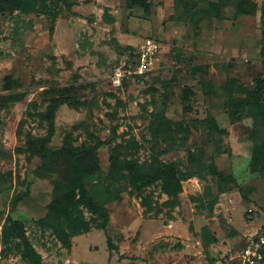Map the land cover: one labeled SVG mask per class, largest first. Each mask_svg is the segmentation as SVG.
<instances>
[{
  "label": "rangeland",
  "instance_id": "obj_1",
  "mask_svg": "<svg viewBox=\"0 0 264 264\" xmlns=\"http://www.w3.org/2000/svg\"><path fill=\"white\" fill-rule=\"evenodd\" d=\"M263 6L264 0H153L146 14L129 10L125 0H4L0 264H29L16 241L2 240L9 216L24 223L45 264H239L247 244L264 235V175L250 168L254 118L245 107L233 116L227 83L237 78L250 89L264 74ZM146 37L160 43L152 65L115 87L114 68L124 55L137 59ZM186 86L194 91L189 101ZM56 101L66 103L56 109L49 146L99 147V167L84 183L109 213L103 230L85 211L90 228H70L71 249L37 223L60 173L37 177L41 160L26 152L28 138L49 137L42 115ZM115 147L140 163L157 158L200 176L181 182L180 205L173 206L161 180L138 188L129 173L110 174ZM212 163L227 180L207 170ZM16 196L23 201L11 211Z\"/></svg>",
  "mask_w": 264,
  "mask_h": 264
},
{
  "label": "trees",
  "instance_id": "obj_2",
  "mask_svg": "<svg viewBox=\"0 0 264 264\" xmlns=\"http://www.w3.org/2000/svg\"><path fill=\"white\" fill-rule=\"evenodd\" d=\"M125 1L129 10L138 7L143 9L146 14L151 12L153 5V0ZM73 5L67 3L68 9L71 10ZM3 6L4 0H0V10L3 9ZM57 13L54 11V16ZM262 18L264 35V6L262 7ZM261 55L264 57V43ZM253 81L254 87L250 89H247L237 78H232L227 84L229 91L234 94L230 101V106L235 109L233 116L239 118V110L245 107L249 116L254 118L253 135L256 143L250 168L253 172H260L264 175V74L256 75ZM193 96L192 88L186 86L184 88V100L189 101ZM65 103L64 101H56L55 106L51 108L52 111L42 115L50 121V135L43 139L28 138L26 152L38 156L41 160V164L34 170L37 177L45 178L53 172L60 173L58 179L54 180V198L47 205L45 216L39 218L37 223L42 230H50L64 248L71 249L73 241L70 228L75 232H85L90 228L85 218V211L99 217L101 220L99 228L103 230L107 229L109 213L107 208L95 202L84 183L85 178L99 167V147L97 145L74 146L71 143L57 149L49 146L55 131L56 109ZM109 162L111 175L118 176L129 173L131 183L135 187L148 186L161 180L167 193L173 197L171 201L173 206L180 205L181 182L189 177L200 176L196 172L188 173L177 169L175 166L164 164L157 158L151 160L150 163H140L133 157L123 156L116 147L112 149ZM207 170L220 181L227 180V177L217 169L215 163H212ZM22 201L21 196L13 197L11 211H16ZM2 240L5 245L16 241L18 250L29 264H45L42 255L29 238L22 221L9 216L7 224L2 230ZM107 244L110 250L116 249L110 236H107Z\"/></svg>",
  "mask_w": 264,
  "mask_h": 264
},
{
  "label": "built area",
  "instance_id": "obj_3",
  "mask_svg": "<svg viewBox=\"0 0 264 264\" xmlns=\"http://www.w3.org/2000/svg\"><path fill=\"white\" fill-rule=\"evenodd\" d=\"M160 49L157 39L146 37L137 50V59L132 60L130 54L124 55L119 60L111 74V82L115 87L122 86L124 81L138 74H143L152 65L155 55ZM135 62V63H134ZM251 211V210H250ZM264 255V235L250 241L243 253L239 264H257Z\"/></svg>",
  "mask_w": 264,
  "mask_h": 264
},
{
  "label": "crops",
  "instance_id": "obj_4",
  "mask_svg": "<svg viewBox=\"0 0 264 264\" xmlns=\"http://www.w3.org/2000/svg\"><path fill=\"white\" fill-rule=\"evenodd\" d=\"M35 248H36V246H35ZM37 249V248H36Z\"/></svg>",
  "mask_w": 264,
  "mask_h": 264
}]
</instances>
